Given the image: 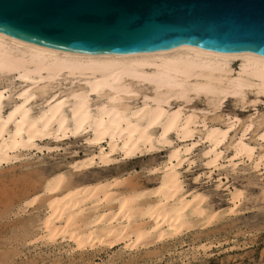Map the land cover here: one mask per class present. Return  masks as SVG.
I'll list each match as a JSON object with an SVG mask.
<instances>
[{"label": "bare ground", "instance_id": "1", "mask_svg": "<svg viewBox=\"0 0 264 264\" xmlns=\"http://www.w3.org/2000/svg\"><path fill=\"white\" fill-rule=\"evenodd\" d=\"M236 62H240L237 70L233 68ZM0 74L17 76L25 84L16 92L19 99H14L7 110L4 98L11 89L0 87V163L16 158L14 153L22 148H39L37 139L81 132H87V141L99 149L76 161V169L106 165L116 158L115 153L134 158L155 149L156 142L171 146L160 182L150 192L143 189L114 195L111 187L119 186L117 177L63 189L64 174L52 175L44 185L50 195L41 239L54 241L61 236L81 249L95 243L106 245L112 237H119L132 248L149 236L158 239L187 228L192 216L205 214L203 197L186 190L181 172L185 163H193L190 155L199 144L205 145L208 168L236 170L246 161L256 170L264 168L262 113L247 119L229 116L219 125L208 124V111L168 108L172 98L190 101L201 94L210 98L215 109L233 96L246 103L249 92L264 103V56L212 52L193 46L89 53L38 45L0 32ZM63 74L75 76L72 83L81 77L82 83L58 94L50 86ZM137 84L146 85L152 93H143L142 103L133 106L125 100L141 94L142 87ZM92 95L103 99L95 102L96 98L93 103ZM36 96L43 103L34 114L29 103ZM172 132L176 133V142L170 139ZM248 134L256 143L246 140ZM229 148L233 150L230 156L226 154ZM231 193L236 203L240 192ZM148 194L154 198L141 203ZM87 202L94 205L93 212L88 209L91 214L83 216ZM113 202L115 205L109 207Z\"/></svg>", "mask_w": 264, "mask_h": 264}, {"label": "rangeland", "instance_id": "2", "mask_svg": "<svg viewBox=\"0 0 264 264\" xmlns=\"http://www.w3.org/2000/svg\"><path fill=\"white\" fill-rule=\"evenodd\" d=\"M239 63L233 64L235 70L238 69ZM63 75L66 78H61ZM63 75L53 80L50 86L55 92L58 91V94L74 85L73 88H76L77 83H82L81 77L74 78L76 82L72 83L71 80L75 76ZM16 77L0 74V87H8L9 91L11 89L10 94L7 93L4 98L5 110L17 99V90L25 85ZM137 87H142L139 98L125 100L133 106L142 103L143 93H152L146 85L137 84ZM37 97L29 103L34 114L43 103L42 98ZM233 97L226 99L217 110L209 103L210 98L204 94L194 96L190 101L172 98L168 108L181 107L184 111L187 108L186 111L197 109L199 113L208 111L211 118L207 119L208 124L214 122L219 125L223 124L222 120L233 115L242 119L261 113L264 115V103L259 102L253 92H249L246 103ZM96 98V95H92L93 103L103 99L97 98L95 101ZM212 118L216 120L213 121ZM197 126L201 127L200 124ZM172 133L170 139L176 142V133ZM86 134L87 132H81L66 135L69 137L48 136L37 139L39 148H22L23 150H18V154L17 151L14 153L16 158L0 163V264H264V168L256 170L249 161L241 163L236 170L228 167L215 170L208 168L204 144L194 148V154L190 155L193 163H185L181 168L186 190L201 194L205 209V216H192L191 224L187 228L158 239L156 236H149L132 248H128L125 241L119 237H112L106 245L95 243L81 249L71 240L61 236L54 241L41 239L42 220L48 211L47 202L50 195L44 185L55 173L64 174L63 189L98 181H112L117 177L120 179L119 186L111 187V190H115L114 195L128 191L131 193V190L133 192L146 189V192H150L160 182L170 145L156 142L155 149L139 153L134 158L126 159L115 153L116 158L106 165L97 163L76 169V161L84 159L90 153H97L99 149L87 141ZM246 140L256 143L250 134L246 136ZM226 154L232 155L233 150L226 149ZM235 190L240 194L236 203H233L231 192ZM151 196L153 195H146L140 202L154 198ZM86 204L88 205H84L86 210L83 216L91 214L89 211L93 212L94 205L88 202ZM114 205L115 202L108 206Z\"/></svg>", "mask_w": 264, "mask_h": 264}, {"label": "water", "instance_id": "3", "mask_svg": "<svg viewBox=\"0 0 264 264\" xmlns=\"http://www.w3.org/2000/svg\"><path fill=\"white\" fill-rule=\"evenodd\" d=\"M0 32L89 53L193 46L264 56V0H0Z\"/></svg>", "mask_w": 264, "mask_h": 264}]
</instances>
